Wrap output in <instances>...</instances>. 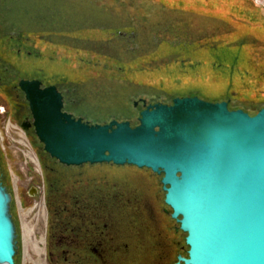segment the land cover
Wrapping results in <instances>:
<instances>
[{
	"label": "rangeland",
	"instance_id": "374dc122",
	"mask_svg": "<svg viewBox=\"0 0 264 264\" xmlns=\"http://www.w3.org/2000/svg\"><path fill=\"white\" fill-rule=\"evenodd\" d=\"M259 32L264 34V0H0V36L14 37L11 42L0 37V174L12 196L20 233L31 228L38 238L43 231L41 211L48 186L40 152L47 155L36 136L25 131L22 143L27 146L20 145L25 155L11 141L10 136L17 135L6 131V121L20 123L3 84L9 80L17 87L21 78L56 84L66 96V109L90 123L115 119L134 126L144 107L142 103L134 107V101L170 104L173 97L194 95L209 101L229 96L230 108L252 115L264 107V71L253 63L259 61L264 69V58L251 46ZM202 37L213 38L215 46L191 49L180 44ZM235 50L245 56L239 60ZM43 52L46 62L39 63ZM55 59L65 64L53 65L49 74L44 65ZM65 66L69 74H63ZM246 68L251 73L242 78ZM241 81L250 88L242 89ZM125 166L67 171L74 177L83 171L108 174L116 181L144 177L159 188L162 200L161 175ZM34 187L38 194L28 196ZM32 252L28 247V256L35 259L38 255ZM37 258L40 263L41 256Z\"/></svg>",
	"mask_w": 264,
	"mask_h": 264
},
{
	"label": "water",
	"instance_id": "95a60500",
	"mask_svg": "<svg viewBox=\"0 0 264 264\" xmlns=\"http://www.w3.org/2000/svg\"><path fill=\"white\" fill-rule=\"evenodd\" d=\"M17 88L31 114L21 128L31 126L60 164L132 165L161 175L164 203L188 246L174 264H264V107L251 115L196 95L170 104L140 99L136 125L101 124L65 111L56 84L21 78ZM11 200L0 180V264H14Z\"/></svg>",
	"mask_w": 264,
	"mask_h": 264
},
{
	"label": "flooded vegetation",
	"instance_id": "af4514ba",
	"mask_svg": "<svg viewBox=\"0 0 264 264\" xmlns=\"http://www.w3.org/2000/svg\"><path fill=\"white\" fill-rule=\"evenodd\" d=\"M254 41L264 45V41L256 38ZM59 91L63 95V109L75 117H81L66 109V96ZM10 94L15 102L11 110L17 121H30L31 114L23 93L13 87ZM139 103L140 99L136 106ZM25 132L34 137L31 126ZM94 165L116 166L111 163H86L74 167L77 171L84 167L86 169L83 170L88 171ZM84 171L77 172L74 177L76 188H45V202L42 205L44 232L40 234L44 253L40 263L37 256L35 259L28 255L22 258L23 233L19 231L18 221L10 206L16 229L14 264H174L179 255L187 256L185 235L179 239L180 234L185 233L171 218V209L164 203V196L160 200L159 188H109L106 185L111 179L108 174L93 175ZM142 179L136 177L135 182ZM123 180L126 179L120 178L117 182L120 184ZM80 183L84 188H79ZM29 191L34 194L28 193V196L39 192L35 187ZM125 205L129 206L128 211ZM128 216L135 222V243L132 245L123 226ZM144 220L150 229L144 227ZM144 229L151 236L148 243L142 242L146 233Z\"/></svg>",
	"mask_w": 264,
	"mask_h": 264
},
{
	"label": "trees",
	"instance_id": "16d2710c",
	"mask_svg": "<svg viewBox=\"0 0 264 264\" xmlns=\"http://www.w3.org/2000/svg\"><path fill=\"white\" fill-rule=\"evenodd\" d=\"M238 30H237V32H238ZM258 34L259 35H256L258 37L256 39L264 41V36H263L264 34L262 32H259ZM226 36H224L222 39L223 40H227L228 39L227 37L229 35L227 37ZM1 38L3 40H8L9 42H11L10 38H14V37L12 35L10 36V34H8V35L3 36ZM15 38H18L19 41L21 40V44L25 43L21 39V38H23V36L17 35V36H15ZM19 41H16V43H18ZM13 42L15 43L14 40H13ZM180 44H182L181 46L184 47V48L194 49V48H197V47H200V46H205V47L215 46V40L213 38H210V37H202V38H198V39L190 38V39H187V41H184V42H182ZM258 45L259 44L255 43V41H254L253 45H251L253 47L252 49H254L256 51L258 57L264 58V45H262V46L261 45L258 46ZM226 51L232 52V51H229L227 49H226ZM233 53L236 54V55L240 54V56L238 57L239 60H241V57H242L241 55L245 56V52H241V51L239 52L238 50L233 51ZM43 57L45 58V52L42 53L41 60L39 61V63H45L46 62L43 59ZM64 59H66V58H64ZM28 60H34V59H28ZM60 60L61 59H55L54 61H52L48 65L46 63V65H44L46 67V72L50 74L51 73L50 69L52 68L53 65H57V66L61 65L60 67H62V65H64L65 63L62 64V61H60ZM175 62H177V60ZM253 63L256 66L260 67L261 71H264L262 66H260L259 61H254ZM248 72L251 73L250 69L246 68V70H241L240 76L242 78H244V77L249 75ZM63 74H69V71L66 70V66L64 67ZM236 75H237V73H236ZM236 75L234 74V76H236ZM10 82L11 81L8 80L5 84H3V87H2L7 93H10V90L13 88V86L11 87ZM241 83H244V81H241ZM49 84H51V83H49ZM241 88L242 89L250 88V84L245 82L244 84L241 85ZM235 92H237V90ZM261 92H262V90H258L257 93H261ZM225 99H228V107L230 108L231 98L228 96ZM219 100H223V99H219ZM219 100H217V101H219ZM158 102H160V101H158ZM230 109H232V108H230ZM29 137L33 138L32 136H29ZM33 140H32V142H33ZM46 155H47V157L44 158L43 157L44 155L40 152V158H41V160L43 162V167L45 169L44 171L46 173V181H47L48 188H76L77 184L75 183L74 176H72L70 174V171H67V169H70V168L73 169L75 167L74 166H64V165L58 163L57 160H55L54 158H51L47 153H46ZM124 167H126V166L124 165ZM131 167H134V166H131ZM0 180H1L2 183H4L3 179H2V176H1ZM94 184L95 183H91V185H94ZM106 185L109 186V188H118L120 186H122V188H154L153 183H151L149 180L144 179V177H143L142 180H140L138 182L130 181V180L129 181L128 180H123L122 182H120V184L116 180L110 179L109 183H107ZM96 186H99V185L97 184ZM79 188H84V185L80 183V187ZM125 207L127 208L126 210L128 211L129 210V206L125 205ZM133 223L135 224L134 221H131V216H128V217L125 218V224L123 225L126 228V232L128 233L127 234V236H128L127 239L131 242V245L135 243V235H134L135 231H134V224ZM144 227L147 228V229H150V226L146 224L145 220H144ZM147 229H144V232H146V233H144V236H143V239H142L143 243H148L150 241V238H151V236L147 233ZM131 234L133 235L132 239L130 238ZM185 248H188V246L185 245Z\"/></svg>",
	"mask_w": 264,
	"mask_h": 264
},
{
	"label": "bare ground",
	"instance_id": "6f19581e",
	"mask_svg": "<svg viewBox=\"0 0 264 264\" xmlns=\"http://www.w3.org/2000/svg\"><path fill=\"white\" fill-rule=\"evenodd\" d=\"M24 131H25V130H24ZM23 144H25V143L23 142ZM25 145L27 146V144H25ZM28 146H29V145H28ZM27 155H28L29 159H30L33 163H35V164L38 163V162H37V158L31 156L30 153H27ZM37 206H38V205H37ZM40 208H43V207H42V203H41ZM42 213H43V209H42ZM31 227H32V226H31ZM41 241H42V237H40V239H39V238L36 239V238L34 237V235L32 234V232H31V228H30L29 230L24 229V231H23L24 256L28 255V253H27V249H28V247H31L32 251L35 252L36 255H38L39 257H40V256L42 257V254H43L44 252H43V249L41 248V245H42V244H40ZM38 256H37V257H38ZM27 257H28V256H27Z\"/></svg>",
	"mask_w": 264,
	"mask_h": 264
},
{
	"label": "built area",
	"instance_id": "2783aa9c",
	"mask_svg": "<svg viewBox=\"0 0 264 264\" xmlns=\"http://www.w3.org/2000/svg\"><path fill=\"white\" fill-rule=\"evenodd\" d=\"M0 111H1L0 113H3L2 110H0ZM5 129H6V131H10V134L13 133V134L17 135L16 138H13L12 136H10L11 141L14 142L16 144V146H17V149L21 150L22 153L25 155L26 151H24V149L22 148V147L26 148V145L22 143V141L26 138V136L24 134V130L19 125L13 124L9 120L6 121ZM20 145L22 147H20ZM25 164H26V159H25ZM19 206H20V204H19Z\"/></svg>",
	"mask_w": 264,
	"mask_h": 264
}]
</instances>
